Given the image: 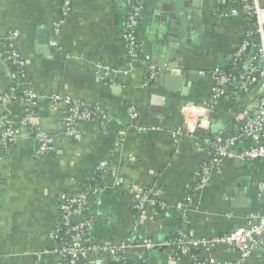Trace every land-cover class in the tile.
<instances>
[{"label":"crops","instance_id":"0c3cea01","mask_svg":"<svg viewBox=\"0 0 264 264\" xmlns=\"http://www.w3.org/2000/svg\"><path fill=\"white\" fill-rule=\"evenodd\" d=\"M71 2L72 11L56 37L62 50L51 45L60 0H0V37L19 32L15 45L37 93L99 104L111 124L102 131L98 118L82 123L81 139L75 141L66 132L64 109L48 100L40 103L37 119L55 138V149L38 159L33 139L22 130L0 160V264H65L51 252L62 196L80 192L96 164L105 159L116 167L99 180L101 203L92 212L93 237L120 243L136 229L139 237L164 248L154 250L142 264H173L170 243L177 226L172 216L209 158L210 140L240 124L253 107L254 99L248 95L232 97L236 102L231 108L223 102L216 112L205 110L212 72L230 63L249 19L228 10L217 14L216 0H144L138 31L142 55L159 69L144 86L146 70L129 68L122 39L126 0ZM100 66L113 73L105 78ZM11 81L0 57V92L8 91ZM132 106L139 113L135 120L129 114ZM23 109L20 102L8 105L13 122ZM122 131L123 146L115 148ZM262 181L261 160H226L188 209L197 237L226 236L248 226L251 214H264V196L258 188ZM139 186L160 190L172 212L146 209L139 217L133 209ZM210 255L219 263L240 258L238 249L226 244L214 247ZM192 259V254L186 255L178 264H192ZM83 264L113 263L90 255ZM243 264H264V244Z\"/></svg>","mask_w":264,"mask_h":264},{"label":"built area","instance_id":"2783aa9c","mask_svg":"<svg viewBox=\"0 0 264 264\" xmlns=\"http://www.w3.org/2000/svg\"><path fill=\"white\" fill-rule=\"evenodd\" d=\"M60 17L54 23L55 39L51 45L59 50L56 37L60 35L65 19L72 11L71 0H60ZM127 17L124 24L122 39L127 50L129 68L141 67L146 70L144 86L159 74V69L147 62L142 55V43L138 36L142 20L144 0H126ZM225 10L229 14H244L254 20L249 25L243 40L233 50L230 63L232 68L227 71L217 67L212 72L213 87L205 110L216 112L221 99L250 95L253 107L242 115L240 124L230 129L222 136L212 137L210 140L211 154L203 162L197 180L189 186L185 196L175 209L182 221L176 230V238L170 243V259L173 264L186 255L192 254V264H243L254 252L261 249L264 241V214H251L249 224L232 233L214 239L199 238L188 218V209L195 203L198 195L205 191L214 172L219 171L226 160L240 161L261 160L264 163V3L261 0H216L217 14ZM19 38L18 31H11L7 36L0 37V57L6 64L11 76V86L8 91L0 92V160L8 147L16 141L22 130H27L35 143V155L44 158L55 149L56 140L48 134L37 119L36 110L43 100H48L64 109V126L66 132L75 141L81 139L78 127L85 122L100 119V129L107 130L111 118L103 106L89 105L71 96L53 93L43 96L37 93L27 78V62L21 57L15 42ZM104 77L113 71L110 67L100 66ZM180 71V70H179ZM14 102L23 104L21 117L12 121L8 105ZM130 118L135 120L139 113L136 107L129 109ZM201 120L200 125L204 124ZM122 131L117 138L115 148L124 143ZM180 134V132H177ZM245 146L241 151L235 148ZM114 163L110 159L99 161L89 178L91 184L82 192L64 194L60 203L59 221L52 233L54 240L52 253L58 254L65 260V264H78L90 255L105 258L113 264H129L136 261L147 263L148 256L163 244L137 234V230L130 237L120 243L99 241L93 237L94 217L92 212L101 203L98 190L99 180L108 173L114 172ZM117 185V184H115ZM119 186V185H117ZM258 188L264 196V181ZM133 209L141 217L146 209L157 212L156 209L170 214L171 206L162 199L161 191L155 188L139 186L135 190ZM220 244H226L238 249L240 258L236 262H217L210 254L211 250ZM201 251V252H200ZM197 252V254L195 253ZM199 252V253H198ZM208 257V258H207Z\"/></svg>","mask_w":264,"mask_h":264},{"label":"trees","instance_id":"16d2710c","mask_svg":"<svg viewBox=\"0 0 264 264\" xmlns=\"http://www.w3.org/2000/svg\"><path fill=\"white\" fill-rule=\"evenodd\" d=\"M253 23H254V20L252 19L251 22H250V25L253 26ZM232 67H233V66H232V63H229L226 67H224V69L227 70V71H229ZM223 102H226V103L228 104L227 107H228V108H231V106H233V105L235 104L236 101L234 100V98H232V97H230V96H227V97L221 99L220 104L223 103ZM220 104H219V106H220ZM224 107H225V106H224ZM89 178H90V177H89ZM89 178H88L87 181L84 183V187H83V189H82L80 192L86 190V188H87L90 184H91V186L94 185L91 181H89ZM156 210H157V212L164 213V212H162V211H160V210H158V209H156ZM165 214H166V213H165ZM172 219H173V221H174V223H175V226H179L180 222L183 220L182 217L179 216V215H177V214L173 215V216H172ZM175 238H176V234H173V235L171 236V241L174 240ZM200 252H201V251H200ZM195 253L197 254V252H195ZM198 253H199V252H198ZM83 262H84V260H81V261L78 262V264H83ZM129 264H142V262H141V261H136V262H132V261H131V263H129Z\"/></svg>","mask_w":264,"mask_h":264},{"label":"water","instance_id":"95a60500","mask_svg":"<svg viewBox=\"0 0 264 264\" xmlns=\"http://www.w3.org/2000/svg\"><path fill=\"white\" fill-rule=\"evenodd\" d=\"M164 243L167 244L168 243V239H165ZM163 249L164 248H160V250H163Z\"/></svg>","mask_w":264,"mask_h":264}]
</instances>
